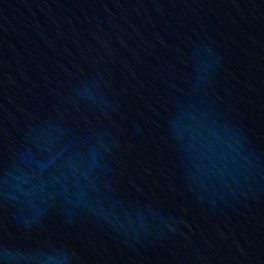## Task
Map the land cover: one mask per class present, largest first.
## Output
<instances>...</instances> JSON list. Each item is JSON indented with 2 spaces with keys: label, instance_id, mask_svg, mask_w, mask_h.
<instances>
[{
  "label": "water",
  "instance_id": "obj_1",
  "mask_svg": "<svg viewBox=\"0 0 264 264\" xmlns=\"http://www.w3.org/2000/svg\"><path fill=\"white\" fill-rule=\"evenodd\" d=\"M0 264H264V0H0Z\"/></svg>",
  "mask_w": 264,
  "mask_h": 264
}]
</instances>
